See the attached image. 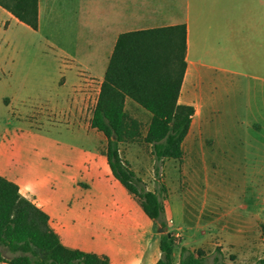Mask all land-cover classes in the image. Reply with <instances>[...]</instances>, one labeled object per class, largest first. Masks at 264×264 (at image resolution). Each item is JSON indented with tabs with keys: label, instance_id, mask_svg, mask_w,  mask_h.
Returning <instances> with one entry per match:
<instances>
[{
	"label": "crops",
	"instance_id": "obj_1",
	"mask_svg": "<svg viewBox=\"0 0 264 264\" xmlns=\"http://www.w3.org/2000/svg\"><path fill=\"white\" fill-rule=\"evenodd\" d=\"M178 24L187 27V67L179 102L193 105L194 116L201 117V126L195 128L193 116L183 143L185 154L190 136L207 139L204 97L214 92L205 79H237V117H248L252 154L257 164L264 163V0H39L38 29L0 5V67L13 66L19 51L36 40L60 73L31 113L24 115L15 107L16 97L8 96V105L21 116L61 117L46 126L98 131L91 119L119 35ZM126 110L136 118L135 111L143 110L151 117L130 97ZM195 148L194 144V152ZM98 149L95 143L81 161L85 190L76 179L69 188H58L48 174L13 173L4 166L0 174L16 182L22 196L49 215L51 227L65 246L107 256L112 264H156L162 256L158 224L114 176L106 154L98 155ZM119 150L147 188L154 190L151 144L121 142ZM0 155L7 164L17 158L14 149H4ZM193 163L204 160L198 155L186 161L184 155L181 160L165 158L162 166L169 191L165 216L168 229L178 237L174 264H180L183 247L195 250L209 240L205 229L209 222L203 218L208 180L201 178L200 185L192 188L193 171L200 174L201 170L187 166Z\"/></svg>",
	"mask_w": 264,
	"mask_h": 264
},
{
	"label": "rangeland",
	"instance_id": "obj_2",
	"mask_svg": "<svg viewBox=\"0 0 264 264\" xmlns=\"http://www.w3.org/2000/svg\"><path fill=\"white\" fill-rule=\"evenodd\" d=\"M18 56L13 66L0 67V152L14 149L17 155L11 164L0 155V166L13 173L48 174L58 188L61 185L69 188L76 179L85 190L82 158L95 143L98 155L106 154L107 142L96 130L66 131L58 126H46L61 117L21 116L12 112L8 96L16 97L15 107L27 115L46 97L53 79L60 76L58 65L36 40L21 49ZM205 81L212 83L214 92L204 97V136L207 139L197 135L196 140L190 136L185 154L186 161L198 155L204 160L203 164L187 165L201 169L200 174L193 171L192 188L200 185L201 178L208 180L203 218L209 222L205 228L209 231V240L195 251H203L207 264H214L216 257L224 264H264L261 260L264 258L261 228L264 224V194H261L264 163L257 164L252 154L248 117H237L240 96L237 79ZM134 114L145 130L150 120L148 112L135 111ZM200 118L194 116L195 128L201 126ZM185 184L188 185L187 181ZM16 254L7 246H0V255L13 257Z\"/></svg>",
	"mask_w": 264,
	"mask_h": 264
},
{
	"label": "trees",
	"instance_id": "obj_3",
	"mask_svg": "<svg viewBox=\"0 0 264 264\" xmlns=\"http://www.w3.org/2000/svg\"><path fill=\"white\" fill-rule=\"evenodd\" d=\"M0 5L20 21L39 27V0H0ZM185 24L124 32L110 58L91 125L107 138L106 156L114 176L140 202L145 213L163 226L162 256L156 264H174L177 238L168 229L164 202L168 188L163 180L165 158L182 159L195 107L179 102L187 61ZM130 97L151 113L143 123L126 110ZM144 140L154 157L155 189L120 154L121 142ZM264 235V224L261 225ZM13 257L0 255L10 264H112L107 256L65 246L50 225L49 215L22 196L19 185L0 174V246ZM216 257L214 264H224ZM264 262V258L261 259ZM180 264H207L203 251L182 248Z\"/></svg>",
	"mask_w": 264,
	"mask_h": 264
},
{
	"label": "water",
	"instance_id": "obj_4",
	"mask_svg": "<svg viewBox=\"0 0 264 264\" xmlns=\"http://www.w3.org/2000/svg\"><path fill=\"white\" fill-rule=\"evenodd\" d=\"M158 229H159V231H160V232H164V231H165V229H164V227H163V226H159V228H158Z\"/></svg>",
	"mask_w": 264,
	"mask_h": 264
}]
</instances>
